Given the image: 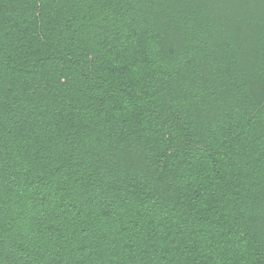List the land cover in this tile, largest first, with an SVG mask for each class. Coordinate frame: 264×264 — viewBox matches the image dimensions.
I'll return each mask as SVG.
<instances>
[{"label":"trees","instance_id":"obj_1","mask_svg":"<svg viewBox=\"0 0 264 264\" xmlns=\"http://www.w3.org/2000/svg\"><path fill=\"white\" fill-rule=\"evenodd\" d=\"M0 264H264V0H0Z\"/></svg>","mask_w":264,"mask_h":264}]
</instances>
